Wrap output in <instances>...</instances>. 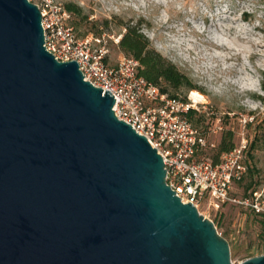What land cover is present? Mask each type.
<instances>
[{"label": "water", "instance_id": "water-1", "mask_svg": "<svg viewBox=\"0 0 264 264\" xmlns=\"http://www.w3.org/2000/svg\"><path fill=\"white\" fill-rule=\"evenodd\" d=\"M84 76L47 50L37 4L0 0V264H235Z\"/></svg>", "mask_w": 264, "mask_h": 264}, {"label": "rangeland", "instance_id": "rangeland-1", "mask_svg": "<svg viewBox=\"0 0 264 264\" xmlns=\"http://www.w3.org/2000/svg\"><path fill=\"white\" fill-rule=\"evenodd\" d=\"M56 1L74 8L70 23L79 36L105 38L110 65L131 56L120 40L127 25L136 27L151 48L196 86L169 92L187 97L198 91L205 96L207 107L193 118L207 138L205 157L217 158L224 138L229 142V132L235 146L246 145L247 171L233 185L232 196L243 200L253 189L264 194V0ZM198 209L216 221L229 241L233 263L264 254V234L250 208L233 201L214 207L206 200Z\"/></svg>", "mask_w": 264, "mask_h": 264}, {"label": "built area", "instance_id": "built-area-1", "mask_svg": "<svg viewBox=\"0 0 264 264\" xmlns=\"http://www.w3.org/2000/svg\"><path fill=\"white\" fill-rule=\"evenodd\" d=\"M30 1L42 13L47 50L58 60H76L85 80L111 91L116 98V116L144 135L162 155L167 183L184 202L198 207L207 200L210 206L218 207L233 201L264 214L262 192L254 190L243 200L231 194L233 185L247 171L243 162L245 144L223 153L218 162L205 157L207 138L189 116L207 107L202 101L195 100L192 92L183 97L162 91L140 75V62L132 56H123L116 65H110L105 38L79 36L66 6L56 0Z\"/></svg>", "mask_w": 264, "mask_h": 264}, {"label": "trees", "instance_id": "trees-1", "mask_svg": "<svg viewBox=\"0 0 264 264\" xmlns=\"http://www.w3.org/2000/svg\"><path fill=\"white\" fill-rule=\"evenodd\" d=\"M68 10H74L72 6L67 5ZM120 47L129 55L136 58L140 62L139 73L145 77L149 82L160 86L162 91L169 92V89L175 91L181 88L192 89L195 88L189 78L181 72L178 67L170 61L163 58L161 54L155 51L149 46V41L138 31V29L132 26H126V33L120 40ZM264 89V83H263ZM171 94V93H170ZM172 95H177L173 93ZM198 115L196 111H193L189 116L193 123V118ZM202 121L201 117L196 119L197 124ZM194 124V123H193ZM195 127H197L194 124ZM198 128V127H197ZM229 142L226 143V139L221 142L219 148V154H216L214 162L220 160V153L231 151L235 145L232 140V132L228 133ZM206 155V151L203 152ZM241 182V181H240ZM254 185L253 181L249 183L246 190H249ZM255 188V187H254ZM255 189L252 190V192ZM249 196V195H247ZM244 196V197H247ZM250 212L255 214L256 221H258L261 231L264 234V214L256 213L254 210L249 209ZM217 225L216 221H214Z\"/></svg>", "mask_w": 264, "mask_h": 264}, {"label": "bare ground", "instance_id": "bare-ground-1", "mask_svg": "<svg viewBox=\"0 0 264 264\" xmlns=\"http://www.w3.org/2000/svg\"><path fill=\"white\" fill-rule=\"evenodd\" d=\"M192 96L195 98V100L197 101H202V102H206V98L204 95H202L200 92L198 91H193L192 92Z\"/></svg>", "mask_w": 264, "mask_h": 264}, {"label": "clouds", "instance_id": "clouds-1", "mask_svg": "<svg viewBox=\"0 0 264 264\" xmlns=\"http://www.w3.org/2000/svg\"><path fill=\"white\" fill-rule=\"evenodd\" d=\"M157 2H163V0H157Z\"/></svg>", "mask_w": 264, "mask_h": 264}]
</instances>
